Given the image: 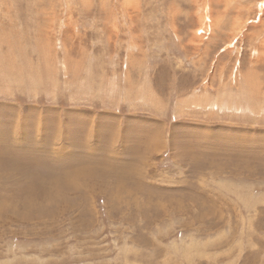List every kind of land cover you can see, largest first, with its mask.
<instances>
[{"label": "rangeland", "instance_id": "obj_1", "mask_svg": "<svg viewBox=\"0 0 264 264\" xmlns=\"http://www.w3.org/2000/svg\"><path fill=\"white\" fill-rule=\"evenodd\" d=\"M0 264H264V0H0Z\"/></svg>", "mask_w": 264, "mask_h": 264}, {"label": "bare ground", "instance_id": "obj_2", "mask_svg": "<svg viewBox=\"0 0 264 264\" xmlns=\"http://www.w3.org/2000/svg\"><path fill=\"white\" fill-rule=\"evenodd\" d=\"M209 150V149H208ZM39 187V186H38Z\"/></svg>", "mask_w": 264, "mask_h": 264}]
</instances>
